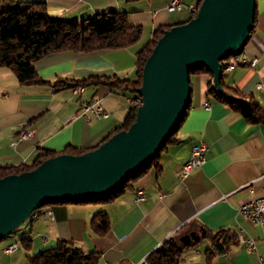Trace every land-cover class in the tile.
Masks as SVG:
<instances>
[{"label": "crops", "instance_id": "1", "mask_svg": "<svg viewBox=\"0 0 264 264\" xmlns=\"http://www.w3.org/2000/svg\"><path fill=\"white\" fill-rule=\"evenodd\" d=\"M4 1L41 2L51 17L63 20L123 12L143 33L138 42L124 48L64 50L40 58L34 67L51 84L24 85L13 70L0 67V166L30 165L42 148L61 153L69 145L89 150L100 144L126 117L127 93L107 85L84 86L82 92L75 93L70 81L60 89L53 83L90 76L132 78L137 52L146 43L143 37L148 34L151 38L156 28L179 24L185 13L190 15L187 10L168 12L170 0ZM182 1L188 5L198 0ZM256 12L254 29L242 49L248 63L232 70L225 67L223 81L225 86L252 96L264 108V0H257ZM254 59L257 62L250 65ZM208 81L207 73L191 76V108L178 129L177 142L162 152L160 169L152 168L109 202L44 206L6 243L27 237L30 249L18 243L13 253H2L0 264H30L28 255H37L61 240L83 252L97 253L98 264H142L165 239L179 232L199 233L197 227L229 229L236 239L226 253H207L211 239L202 237L197 245L184 248L179 264H261L264 225L251 223L239 208L252 197L264 196V124H251L239 112L209 98ZM96 96L109 117L91 121L77 118L79 102ZM27 132L30 136L21 138ZM200 141L209 146L206 160L182 177L191 147ZM138 190L145 193L144 201H136ZM101 210L108 215L110 229L97 235L90 223ZM251 239L255 250L247 248Z\"/></svg>", "mask_w": 264, "mask_h": 264}, {"label": "water", "instance_id": "2", "mask_svg": "<svg viewBox=\"0 0 264 264\" xmlns=\"http://www.w3.org/2000/svg\"><path fill=\"white\" fill-rule=\"evenodd\" d=\"M257 0H201L194 17L172 25L147 57L135 121L94 149L61 153L36 168L0 178V241L40 208L106 198L148 166L179 129L192 103L190 73L206 67L223 92L222 61L238 55L255 25ZM201 234L180 237L183 245Z\"/></svg>", "mask_w": 264, "mask_h": 264}, {"label": "trees", "instance_id": "3", "mask_svg": "<svg viewBox=\"0 0 264 264\" xmlns=\"http://www.w3.org/2000/svg\"><path fill=\"white\" fill-rule=\"evenodd\" d=\"M200 3L201 0L195 3L196 12ZM191 18L192 16L189 15V18L183 22ZM170 27L161 26L156 28L152 33V37L137 52L136 69L132 78H120L118 76H90L81 79L63 78L53 83V85L56 89H60L68 81L71 82L72 88L107 85L111 90L126 92V97L140 99L137 89L142 83V71L145 61L158 39ZM141 35L142 27L131 24L123 12L109 11L98 13L93 17L81 21L63 20L51 17L47 12L45 4L41 2L0 1V67L13 70L19 83L24 85L51 84L50 81L43 79L34 67L35 61L50 53L64 50L92 52L101 49L124 48L138 42ZM243 47L240 48V51H242ZM228 60L223 62V70L228 64ZM199 73L209 74V81L207 83V96L209 98H213L227 105L232 110L239 112L251 124H264V108L252 96H247L238 90L225 86L223 77L221 78L223 88V92L221 93L213 82V74L206 67L192 71L190 76ZM138 106L129 107V111L121 125L116 127L101 143L116 132L127 129L135 121ZM190 108L191 104L185 112L179 127L188 115ZM177 132L169 137L166 146L163 147L148 166L131 177L108 197L89 201H67L64 203H105L116 199L131 188L138 178L148 173L152 168L160 169V156L168 145L177 142ZM89 150L69 145L61 153L82 154ZM61 153L42 148L41 152L30 165L0 166V178L32 170L46 159ZM90 227L93 233L97 235L106 234L110 229L107 213L103 210L95 213ZM200 229L205 231V235L201 236V238L209 237L211 239V247L207 250V253L210 251L226 253L231 243L236 239V235L229 229H219L216 231L202 227ZM185 233L188 232H179L165 239L147 256L145 264H179L186 247L180 241V237ZM19 241L24 249H30V239L21 237ZM198 243L199 241H192L188 246H195ZM27 259L30 264H98L99 255L95 252H83L77 247L70 246L66 241L61 240L54 247L45 249L37 255H28Z\"/></svg>", "mask_w": 264, "mask_h": 264}, {"label": "built area", "instance_id": "4", "mask_svg": "<svg viewBox=\"0 0 264 264\" xmlns=\"http://www.w3.org/2000/svg\"><path fill=\"white\" fill-rule=\"evenodd\" d=\"M195 9V4L185 5L182 0H170L169 5L167 6L168 12H181L184 10H193ZM231 70L241 64H247V60L242 52L235 57L230 58ZM257 62L256 59L249 62L250 65H254ZM84 87L78 86L73 88L75 93L82 92ZM126 102L129 107H135L136 98L135 97H126ZM206 109H209L210 106L208 103L204 104ZM109 112L103 107L100 97H92L88 100H81L79 102V108L76 112L77 118H84L86 120H100L109 117ZM27 138V137H26ZM209 151V146L206 142L200 141L194 144L191 147L190 157L183 164L181 169V176L186 177L191 174V172L201 165L204 164L206 158L205 155ZM146 199L145 193L142 190H138L136 195V201L141 202ZM240 212L245 218H247L254 225H264V196H255L243 203L240 208ZM38 212L35 211L32 216L37 215ZM32 218V217H31ZM19 247L18 241L9 243L5 245L2 249V253L10 254L16 251ZM247 248L249 250H255L254 240L247 241ZM260 263L264 264V259L260 258ZM105 264H109L106 262ZM142 264H145L143 262Z\"/></svg>", "mask_w": 264, "mask_h": 264}, {"label": "rangeland", "instance_id": "5", "mask_svg": "<svg viewBox=\"0 0 264 264\" xmlns=\"http://www.w3.org/2000/svg\"><path fill=\"white\" fill-rule=\"evenodd\" d=\"M191 1V0H190ZM193 1V0H192ZM192 4H194V3H192ZM199 7V6H198ZM189 11V10H188ZM197 13V12H196ZM186 14V13H185ZM184 14V20H186V19H188L189 18V16H187V14L185 15ZM196 15V14H195ZM194 15V16H195ZM191 16V15H190ZM193 16V17H194ZM143 33V32H142ZM144 38V41H146V42H148V40H149V38H150V36L147 34V36H146V38L145 37H143ZM141 98V97H140ZM141 105V104H140ZM126 106H128L127 105V102H126ZM22 136V135H21ZM22 138V137H21ZM43 208V207H42ZM41 209V208H40ZM196 230L199 232V234H201L202 233V230L199 228V227H197L196 228ZM202 235H205V233L204 234H202ZM14 236V232L9 236V237H7V238H5L4 240H2V241H0V256H2V249H3V247L5 246V244L7 243V241L9 240V238L10 237H13ZM19 244H20V241L18 242ZM201 244H203V243H201ZM7 245V244H6Z\"/></svg>", "mask_w": 264, "mask_h": 264}, {"label": "bare ground", "instance_id": "6", "mask_svg": "<svg viewBox=\"0 0 264 264\" xmlns=\"http://www.w3.org/2000/svg\"><path fill=\"white\" fill-rule=\"evenodd\" d=\"M197 9V8H196ZM196 9H193V10H189V13H190V15L193 17L195 14H196ZM232 57H235V55L234 56H230L228 59V61H227V65H226V68L227 69H231V62H230V58H232ZM225 60H227V59H225ZM224 60V61H225ZM224 61H222V64H223V62ZM225 68V69H226ZM142 103V100H141V98L139 99V98H136V105L135 106H140V104ZM30 134H31V132H27V133H23L22 134V138H26V137H28V136H30ZM40 210V209H39ZM38 211V210H37Z\"/></svg>", "mask_w": 264, "mask_h": 264}]
</instances>
